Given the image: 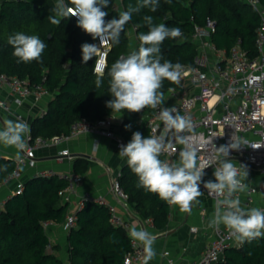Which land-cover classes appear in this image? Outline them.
Here are the masks:
<instances>
[{
    "label": "trees",
    "instance_id": "obj_1",
    "mask_svg": "<svg viewBox=\"0 0 264 264\" xmlns=\"http://www.w3.org/2000/svg\"><path fill=\"white\" fill-rule=\"evenodd\" d=\"M67 2V0H66ZM115 0L104 9L106 20L118 18L120 13L114 7ZM264 4V0H260ZM136 0H121L123 10ZM54 0H0V74L27 79L30 84L41 81L45 73V85L51 96L45 109L30 122V137L67 134L72 123L79 119L95 121L112 113L106 102L112 97L109 92V77L104 71L101 87L95 86L97 73L93 71L95 57L83 64L81 45L94 44L90 35L77 27L76 18L52 24L48 17ZM153 17L154 24L164 23L168 27H179L183 35L166 39L161 45L165 60L173 63H194L196 44L190 40L195 25H203L206 18L215 21L211 41L218 49L227 52L240 39L241 47L249 56H255V29L259 24L258 13L243 0H160L156 12L142 9L134 14L131 25L135 27L136 44L129 49L125 29L120 42L111 45L107 57V68L120 55L137 50L138 36L147 32L142 18ZM37 35L47 45L42 62L18 63L12 55L13 47L8 37L16 32ZM163 62V61H162ZM176 84L164 81V94ZM148 108L144 109V113ZM116 113V112H114ZM120 115L119 133L128 143L132 134L139 131L148 136V128L139 118L142 113L127 111ZM126 125H131L126 129ZM16 164L14 158L0 156V184L6 181ZM6 168V170H4ZM88 163L78 157L73 162V171L85 173ZM127 195L128 203L143 219L149 218L154 227L163 229L169 221L170 206L155 194L137 187V177L125 163L117 177ZM67 181L58 175H34L23 182V190L13 194L0 208V264H65L54 250L48 249L49 238L43 221L63 223L68 212V202L62 201L59 190ZM76 225L68 231L66 254L68 264H123V257L131 250L128 233L114 226L104 205L85 200L76 212ZM215 264H264V237L225 249L223 258Z\"/></svg>",
    "mask_w": 264,
    "mask_h": 264
},
{
    "label": "clouds",
    "instance_id": "obj_2",
    "mask_svg": "<svg viewBox=\"0 0 264 264\" xmlns=\"http://www.w3.org/2000/svg\"><path fill=\"white\" fill-rule=\"evenodd\" d=\"M166 2L171 3V0ZM109 5L110 0H56L51 9L54 15L48 19L52 24L59 25L62 20L75 17L77 27L93 40H99V46L89 43L81 45L83 64L96 57L103 46L119 44L121 33L133 15L144 8L156 12L160 0H136V4H129L126 10L118 14V18L106 20L108 12L104 9ZM142 20L148 31L139 34L138 49L118 58L110 68L105 66L112 97L106 102V107L112 113L156 109L165 103L162 91L164 81L179 84L182 76L187 74L183 71V65L165 60L161 52L162 43L169 38L181 37L182 30L179 27L170 28L164 23L154 24L150 15H145ZM7 42L13 47L12 55L18 63L42 62L47 45L39 36L21 31L10 35ZM104 70L96 69L97 88L102 85ZM159 120L163 127L157 125L152 130L155 134L145 137L136 131L126 145L120 146L118 152L119 158L126 159L128 168L137 177V187L157 195L169 206L178 207L182 213H190L193 205L200 203L199 197L203 195L200 186L203 184L208 193L220 197L215 200L209 228L219 230L223 225L228 235L241 244L264 237V208H245L239 196L248 191V184L244 182L248 178V170L241 164L237 167L229 159L231 151L239 150L248 142L231 137L228 143L219 147L214 144L218 161L213 172L214 180L205 181V169L211 165L201 163L199 154L206 146L195 140L197 133L192 118L181 115L175 106H171L160 109ZM125 127L128 129L131 125ZM29 133L27 122L5 118L3 127H0V146L16 149L19 156L27 148L26 137ZM170 151L176 152L175 160L161 158ZM128 236L143 246V264H149L156 256L153 247L156 237L135 227L129 229Z\"/></svg>",
    "mask_w": 264,
    "mask_h": 264
},
{
    "label": "built area",
    "instance_id": "obj_3",
    "mask_svg": "<svg viewBox=\"0 0 264 264\" xmlns=\"http://www.w3.org/2000/svg\"><path fill=\"white\" fill-rule=\"evenodd\" d=\"M121 1V0H119ZM248 3L259 15V24L255 29V56H249L241 47L240 39L227 52L218 49L211 41V34L215 30L216 23L211 18H206L203 25H195L194 31L190 35V40L196 44L197 55L192 65H183V71L187 74L182 76L179 84L170 88L165 95V103L156 109L148 108V111L140 116V122L148 128V135L155 134L153 129L157 125L163 127L159 120V112L162 107L175 106L181 115H189L194 124L197 136L195 140L206 147L200 152V160L204 165H211L205 169L203 179L214 180L213 172L218 161L213 145L216 147L226 144L231 137L242 138L248 143L241 146L239 150H233L229 159L237 167L244 165L248 170V191L240 193L241 204L245 208L261 207L264 204L256 205V197L264 199V4L260 0H243ZM75 18V17H74ZM133 29L135 27L133 26ZM92 38V37H91ZM99 46V40H94ZM111 45L103 46L95 57L93 71L97 68L106 69L107 57ZM105 71V70H104ZM45 73L41 81L30 84L27 79L19 78L15 75L7 76L0 74V86L8 89L11 96L17 103H21L31 98L34 102L46 100L51 96L46 87ZM19 103V104H21ZM18 104V103H17ZM18 104V105H19ZM0 109L8 110L9 102L5 98H0ZM21 119L22 116L18 115ZM119 115L111 113L104 118L90 121L79 119L71 124L67 134L53 135L45 138L36 136L26 137L27 148L15 158L16 164L11 173L7 175L6 181L14 180V194H19L23 190V181L19 180L20 170L33 163L34 150L39 146L58 145L71 138L85 132L105 136L113 139L117 146L126 145L127 142L120 134L112 130V125L119 122ZM60 155H68V150L61 149ZM176 152L170 151L162 159L175 160ZM51 176L54 173L50 170L41 173ZM67 181L65 187L59 190L62 201L70 202L75 188L81 180V175L71 172H62L58 175ZM245 182V181H244ZM246 183V182H245ZM201 191L208 198L215 200L220 198L216 194H210L200 186ZM111 190L116 203L129 213L131 205L128 203L127 195L121 188L119 181L115 178L111 183ZM100 205H104L109 213L110 222L123 228L127 233L132 228L129 218L118 207L109 203L104 198L95 200ZM84 201L77 203L73 210L67 213L65 227L69 231L76 225V212L83 207ZM171 207V206H170ZM50 221H43L44 228ZM196 227H191L195 231ZM131 250L123 257V264H143V246L130 239ZM239 242L231 238L221 225L219 230L213 229V235L204 246L200 256L189 264H215L223 258L225 249L239 246ZM51 250V245H48ZM167 264H177L169 251H163Z\"/></svg>",
    "mask_w": 264,
    "mask_h": 264
},
{
    "label": "crops",
    "instance_id": "obj_4",
    "mask_svg": "<svg viewBox=\"0 0 264 264\" xmlns=\"http://www.w3.org/2000/svg\"><path fill=\"white\" fill-rule=\"evenodd\" d=\"M54 2L56 3V0ZM115 3L117 4L116 1ZM115 3V9H118L119 12L123 11L121 1L117 5ZM125 35L129 39V49L133 48L136 44V38L130 22L125 26ZM0 98H5L9 102L8 110L0 109V127H3L5 118L15 120L19 119L18 115H21V120L30 125L32 119L45 109L47 102V99L34 102L31 98H28L18 105L4 86H0ZM119 122L111 127L117 134H120ZM65 148L68 150V155H60L59 151ZM119 150L120 147L111 138L91 132L81 133L58 145L53 144L35 148L33 163L21 168L19 180L24 182L28 178L47 170L52 171L56 175L62 172H71L73 171L74 160L78 157L85 158L88 163V169L85 173L79 174L81 175V180L68 203V212L73 210L81 200L95 201L100 197L104 198L123 211V214L129 218L132 227L138 230L144 229L156 237L153 245L156 256L149 264H167L163 255L165 250L169 251L170 256L175 259L177 264H189L196 260L213 235V228L208 227V222L214 212L212 199L203 194L199 197L200 203L198 205L194 204L190 213H182L178 207L171 206L168 224L163 229L154 227L149 218H141L132 207L129 208L130 214L126 213L116 203L111 190L112 181L118 177L122 166L126 163V159L122 160L119 158ZM0 156L15 159L18 155L16 149L0 146ZM245 182L249 184L250 180L246 179ZM15 183L14 180H10L0 184V208L3 207L7 198L14 194ZM255 203L256 205L264 204V199L257 196ZM191 227H196L197 229L191 231ZM45 231L51 247L52 245H59V248L54 250V252L60 258L63 256V261L68 264L65 250L68 230L65 227V222L55 223L50 221Z\"/></svg>",
    "mask_w": 264,
    "mask_h": 264
},
{
    "label": "rangeland",
    "instance_id": "obj_5",
    "mask_svg": "<svg viewBox=\"0 0 264 264\" xmlns=\"http://www.w3.org/2000/svg\"><path fill=\"white\" fill-rule=\"evenodd\" d=\"M117 2V4L119 3V0H115ZM115 3V2H114ZM116 4V3H115ZM116 4V5H117ZM130 45H132V43H130ZM62 258H64L63 256H61Z\"/></svg>",
    "mask_w": 264,
    "mask_h": 264
},
{
    "label": "water",
    "instance_id": "obj_6",
    "mask_svg": "<svg viewBox=\"0 0 264 264\" xmlns=\"http://www.w3.org/2000/svg\"><path fill=\"white\" fill-rule=\"evenodd\" d=\"M122 56H126V55H125V54L120 55V57H122ZM120 57H119V58H120Z\"/></svg>",
    "mask_w": 264,
    "mask_h": 264
}]
</instances>
